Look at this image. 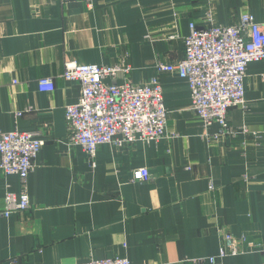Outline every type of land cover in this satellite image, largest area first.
I'll list each match as a JSON object with an SVG mask.
<instances>
[{
  "label": "crops",
  "instance_id": "obj_1",
  "mask_svg": "<svg viewBox=\"0 0 264 264\" xmlns=\"http://www.w3.org/2000/svg\"><path fill=\"white\" fill-rule=\"evenodd\" d=\"M221 25L243 13L264 22V0H0V132L38 133L44 144L26 180L30 206L4 216L18 175L0 173V264H76L123 256L131 264H191L217 255L219 228L243 239L214 264H262L264 253V60L244 79V103L228 110L236 133L220 138L192 107L188 81L158 63L184 56L190 23ZM126 64L105 85L158 77L166 135L98 147L93 166L69 142L65 106L81 84L65 63ZM49 77L52 91H40ZM146 167V180L133 170Z\"/></svg>",
  "mask_w": 264,
  "mask_h": 264
},
{
  "label": "built area",
  "instance_id": "obj_2",
  "mask_svg": "<svg viewBox=\"0 0 264 264\" xmlns=\"http://www.w3.org/2000/svg\"><path fill=\"white\" fill-rule=\"evenodd\" d=\"M71 1V0H62ZM90 3L92 0H80ZM206 25L190 23L184 38V56L176 63H158L159 72L168 71L188 81L192 107L204 127L219 126L220 138L236 131L227 121L228 110L244 103V79L253 61L264 60V22L243 13L238 23L221 25L208 13ZM128 73L130 66L65 63L62 77L80 82L78 101L65 106L64 114L71 144L79 145L93 166V158L100 145L110 143L122 147L134 141L157 142L166 135L167 109L158 77L146 83L105 85L104 78L117 72ZM40 91H52L49 77L38 80ZM44 144L38 133L13 130L0 132V173L16 174L21 180L20 193L4 196V216L29 208L26 180ZM149 177L146 167L133 170V180ZM221 246L217 255L188 259L191 264H214L217 258L235 255L243 240L219 228ZM76 264H131L123 256L85 259ZM264 264V253L263 261Z\"/></svg>",
  "mask_w": 264,
  "mask_h": 264
}]
</instances>
